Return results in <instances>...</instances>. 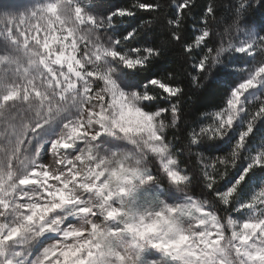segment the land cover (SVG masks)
I'll return each mask as SVG.
<instances>
[{
  "label": "snow or ice",
  "instance_id": "6c2138e0",
  "mask_svg": "<svg viewBox=\"0 0 264 264\" xmlns=\"http://www.w3.org/2000/svg\"><path fill=\"white\" fill-rule=\"evenodd\" d=\"M216 14L213 0H0V264H264V24L246 15L241 55L205 88L222 97L200 111L188 90L225 51L209 47ZM170 112L172 142L157 129ZM139 152L151 167L129 163Z\"/></svg>",
  "mask_w": 264,
  "mask_h": 264
},
{
  "label": "clouds",
  "instance_id": "9594fccd",
  "mask_svg": "<svg viewBox=\"0 0 264 264\" xmlns=\"http://www.w3.org/2000/svg\"><path fill=\"white\" fill-rule=\"evenodd\" d=\"M248 2L251 3L252 8L248 10L247 14H245L243 11H238L240 0H213V4L215 9L217 10V14L213 17H210V23L207 26L208 31L210 33L216 34V40L214 44H210L209 47L213 49H225L224 53L220 56L219 60H217L216 52L213 51L210 56V64L208 66V70L204 71L201 75L197 76L198 84L193 85L188 90V95L192 96L193 99H195L200 93H202L205 88L212 82L213 76L215 73L221 69L228 67L230 63V59L232 55L235 54L234 49L239 47V44L237 41H243L244 34L249 30V25L245 22L246 15L252 16L254 12L252 9H256L259 7L260 0H248ZM229 43L232 44L233 48L232 50H229ZM117 72H119V69H117ZM173 78H176L177 74L172 73ZM132 93L130 92V95ZM152 95L158 96L159 93L153 92ZM143 94L141 95V99L139 103L141 106L143 105ZM169 103H176V101L169 100ZM154 111L156 109H153ZM174 114L173 113H167L164 114L157 119V129L162 137L167 138L169 142L173 141V136L177 131V123H174ZM89 131H94L92 126H89ZM89 142L86 141L85 144L87 145ZM83 151V149H82ZM67 154H62L60 159H66ZM77 157H72L73 160H75ZM139 160L144 166L151 167L152 162L150 159V156L148 153L139 152L136 154V156L129 161L130 164L135 165L136 161ZM49 163H51L53 170H56V163L55 161L50 157ZM24 175L23 170L17 171V181L16 184L20 183H26V180H21L20 177ZM175 187V186H172ZM75 191H79V189H74ZM25 195L28 196H40L41 190L37 186H33L30 189H28L25 193ZM90 200V203L92 205H95L98 207V201L95 199V197H88ZM41 213H43L44 209L41 207L39 209ZM61 212L64 217H67L71 214L70 209H61ZM78 221L79 227H87L89 220L91 218H86L83 216L80 217H74ZM55 217H49V223H55ZM184 225L188 228H191L194 221L189 220L187 216L183 220ZM97 224L104 223V218L101 217L100 219L96 220ZM56 234V233H53ZM14 244L12 247H15Z\"/></svg>",
  "mask_w": 264,
  "mask_h": 264
},
{
  "label": "trees",
  "instance_id": "16d2710c",
  "mask_svg": "<svg viewBox=\"0 0 264 264\" xmlns=\"http://www.w3.org/2000/svg\"><path fill=\"white\" fill-rule=\"evenodd\" d=\"M115 2H117V0H114ZM162 3L164 4H170L171 0H161ZM198 2L203 5L206 6L208 3V0H198ZM200 9H197L196 13H193V15H197L199 13ZM251 19L253 21H255L257 24H264V12H255L252 16ZM187 27L189 28V30L192 29V24L189 21L187 24ZM167 64V60L161 62L160 65L156 66L155 70H160L162 69L164 66H166ZM140 76H144L146 75L145 73H140ZM212 83V82H211ZM210 83V84H211ZM203 98H202V106L200 107V111H204L207 110L208 107L212 104L218 103L222 97V88L214 86L211 88H208L207 91H203ZM217 146L214 145H208V143L205 141L203 147L201 148V151L208 153L209 155L214 154L217 151H226L223 150L221 147H223L222 145L216 149ZM195 190V188H194Z\"/></svg>",
  "mask_w": 264,
  "mask_h": 264
},
{
  "label": "rangeland",
  "instance_id": "374dc122",
  "mask_svg": "<svg viewBox=\"0 0 264 264\" xmlns=\"http://www.w3.org/2000/svg\"><path fill=\"white\" fill-rule=\"evenodd\" d=\"M12 3L17 4V5H21V6H30L32 3L35 2V0H11ZM108 3H115L114 0H107ZM0 43H2V38H0ZM241 54L239 53H235L234 55H232L231 59H230V63L233 61V59L235 57H239ZM226 71H232L230 68L226 69ZM56 131V126H51L47 129H44L41 132V140L44 142V144L47 143L48 139L55 134ZM114 139V138H113ZM208 143V145H214L217 146L216 149H218L221 145L223 147H221L223 150H228L229 148V144L227 142V138H224L220 141H206ZM170 192L175 195V196H180L181 193L178 191V189H176L175 187H170ZM55 235V234H52Z\"/></svg>",
  "mask_w": 264,
  "mask_h": 264
}]
</instances>
